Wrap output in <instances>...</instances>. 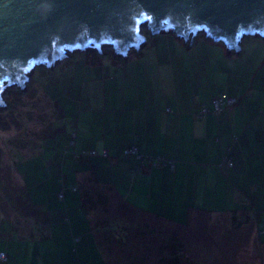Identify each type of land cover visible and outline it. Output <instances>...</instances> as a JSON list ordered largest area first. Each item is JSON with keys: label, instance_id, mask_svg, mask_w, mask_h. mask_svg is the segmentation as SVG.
<instances>
[{"label": "crops", "instance_id": "obj_1", "mask_svg": "<svg viewBox=\"0 0 264 264\" xmlns=\"http://www.w3.org/2000/svg\"><path fill=\"white\" fill-rule=\"evenodd\" d=\"M152 40L158 47L177 44L170 36ZM245 43L243 37L238 56L227 47L229 60L237 66L249 60L245 69L236 66L226 72L228 58L219 57L217 70L177 76L181 74L163 66L168 60L152 58L150 62L161 65L155 73L118 69L102 88L76 91L81 98L69 102L75 108L68 132L75 136L71 142L68 135L60 178L57 184L45 185V179L43 185L33 182L25 188L29 206L40 215L22 221L26 230L20 231L18 219H0V224L8 223L0 250L9 253L0 264H106L92 215L82 203L87 178L131 208L178 226L197 222L203 214L235 216L264 244V74L258 71L264 59L242 57L253 49L243 53ZM130 53L123 56L125 62L131 60ZM111 62L121 67L120 60ZM222 92L237 95L238 101L218 114L195 115ZM98 101L102 108L93 107ZM130 145L173 159V168L125 156L122 149ZM82 149H95L96 154L75 157ZM227 152L231 165L224 160ZM78 188L80 199L73 193Z\"/></svg>", "mask_w": 264, "mask_h": 264}, {"label": "rangeland", "instance_id": "obj_2", "mask_svg": "<svg viewBox=\"0 0 264 264\" xmlns=\"http://www.w3.org/2000/svg\"><path fill=\"white\" fill-rule=\"evenodd\" d=\"M144 30L148 43L140 47V54L130 49L128 62L107 45L102 46V50L108 48L105 53L92 49L74 51L51 68L35 65L32 79L25 82V87L5 88L2 94L5 101L0 105V219H18L20 224L40 216L29 206L25 188L33 182L43 185L45 179V185L57 184L62 172L59 162L64 157L74 120L75 107L69 102L73 97L81 98L76 91L102 88L108 84L107 76L118 69L135 74L141 73L140 70L155 73L161 65L150 62L152 58L158 62L168 60L163 66L169 68V73L182 76L217 70L219 57L229 56L224 43L212 41L204 33H198L191 44L189 40L175 38L173 32L152 34L142 26L141 32ZM160 36L173 37L177 44L154 46L152 39ZM244 43L247 47L243 53L253 49L242 57L264 59V36H244ZM230 51L238 56L237 50ZM111 59L120 60L121 67ZM227 62L226 72L237 66L229 58ZM246 67L240 64L237 70ZM258 68L263 75L264 63ZM100 105L98 101L93 107L102 108ZM66 108L69 111L65 112ZM76 185L80 186V182L76 181ZM82 189L84 205L92 215L106 264H166L171 260H177L178 264H264V244L252 235L248 224L235 216L203 214L197 222L183 227L131 208L92 178L84 180ZM73 193L80 199L79 188ZM20 225L23 227L20 231L26 230L24 223ZM7 226L5 221L0 224V238Z\"/></svg>", "mask_w": 264, "mask_h": 264}, {"label": "water", "instance_id": "obj_3", "mask_svg": "<svg viewBox=\"0 0 264 264\" xmlns=\"http://www.w3.org/2000/svg\"><path fill=\"white\" fill-rule=\"evenodd\" d=\"M142 26L185 41L204 33L238 51L244 36H264V0H0V105L7 86L25 87L35 65L66 51L139 49Z\"/></svg>", "mask_w": 264, "mask_h": 264}, {"label": "built area", "instance_id": "obj_4", "mask_svg": "<svg viewBox=\"0 0 264 264\" xmlns=\"http://www.w3.org/2000/svg\"><path fill=\"white\" fill-rule=\"evenodd\" d=\"M236 97L235 96H228V95H219L218 97L213 98L212 100V110L208 109L207 107H202L200 113H206L208 111H212V112H219L223 106L225 105H231L235 102ZM74 136V135H73ZM82 153H88V154H96V150L95 149H90V150H83ZM102 155H107V150L103 149L101 151ZM123 154L125 156H133L134 158L140 160L141 162H148L149 165L151 166H159V165H169L170 167H172L174 165V161L172 159L166 158L163 155H154L151 153H147V152H142L140 151L137 146L135 145H130V146H126L123 148ZM78 155V154H76ZM224 159L227 161V163L229 165L232 164V160L231 157L229 156V153L227 152L224 155ZM59 196H62L61 193H59ZM6 258V253L1 251L0 252V259H5Z\"/></svg>", "mask_w": 264, "mask_h": 264}, {"label": "trees", "instance_id": "obj_5", "mask_svg": "<svg viewBox=\"0 0 264 264\" xmlns=\"http://www.w3.org/2000/svg\"><path fill=\"white\" fill-rule=\"evenodd\" d=\"M149 31H150V33H152L151 32V30L149 29ZM166 32H171V31H166ZM143 34H144V36H145V45L148 43V38H147V36H146V34H145V30H144V32H143ZM152 34H154V33H152ZM203 34V33H202ZM196 36V35H195ZM194 36V38H193V40L192 41H190V43H192V42H194L195 41V39H196V37ZM206 38H209V37H207L206 36ZM187 45H188V42H187ZM241 46V45H240ZM110 48V47H109ZM144 48V47H143ZM107 49L108 48H103V50H102V52L103 53H105L106 51H107ZM135 51H137V53H139V51L137 50V49H134ZM142 51V48L140 49V52ZM70 53H72V52H69L66 56H68ZM116 53V52H115ZM129 53H130V50L127 52V54H126V56L128 57V55H129ZM116 56H118V54L116 53ZM121 57V56H120ZM123 57V56H122ZM123 58H125V57H123ZM241 58V57H240ZM246 60H248V59H246ZM238 61H240V60H238ZM242 61V60H241ZM249 63V62H248ZM241 64H244V62H242ZM44 66V65H43ZM54 66V65H53ZM36 67H34V69H33V71H32V73H31V76H30V80L32 79V75H33V73L35 72V69ZM51 68V67H50ZM223 94H225V95H228V96H235L236 97V100H235V102L233 103V104H231V105H225V106H223L222 107V109L219 111V112H212V111H208V112H206V113H200V111H201V108L202 107H207L208 109H211L212 110V100H213V98H215V97H218L219 95H223ZM7 102H9V100H6ZM238 101V96L237 95H234V94H230V93H226V92H222V93H218V94H216V95H214V96H212L211 98H210V100H209V102L208 103H206V104H202L196 111H195V115L196 116H198V117H203V116H205V115H207V114H218V113H220L225 107H229V106H232V105H234L236 102ZM262 111V110H261ZM70 134H72V139H71V142H73V139H74V136H75V132H70ZM74 135V136H73ZM83 150H86V149H82V150H80V151H78V152H76V153H74V156L75 157H80V156H82V155H86V154H88V153H82V151ZM122 153H123V149H122ZM76 154H78V155H76ZM101 155H102V153H101ZM154 155H156V154H154ZM104 156V155H103ZM173 160V159H172ZM225 160V159H224ZM174 161V160H173ZM226 161V160H225ZM227 162V161H226ZM232 163H233V161H232ZM228 164V163H227ZM165 165H167V164H165ZM229 165V164H228ZM174 166V165H173ZM173 166L171 167V168H173ZM26 192V191H25ZM59 193H61L62 194V192L60 191ZM59 193H58V196H59ZM59 197H62V196H59ZM82 203H84V201L82 202ZM1 251H3V252H5L6 253V258L5 259H0V262H3V261H7L8 260V257H9V253L6 251V250H4V249H1L0 250V252ZM172 261V262H171ZM171 261H169V262H167L166 264H178V261L176 260H171ZM80 264H84V263H80Z\"/></svg>", "mask_w": 264, "mask_h": 264}, {"label": "bare ground", "instance_id": "obj_6", "mask_svg": "<svg viewBox=\"0 0 264 264\" xmlns=\"http://www.w3.org/2000/svg\"><path fill=\"white\" fill-rule=\"evenodd\" d=\"M66 52H68V51H66ZM127 54V53H126ZM56 64V63H55Z\"/></svg>", "mask_w": 264, "mask_h": 264}]
</instances>
